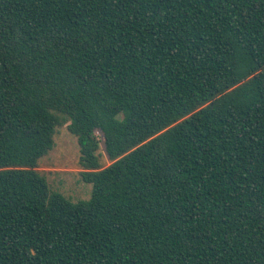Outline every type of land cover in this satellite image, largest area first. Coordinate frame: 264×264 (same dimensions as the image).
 <instances>
[{"label":"trees","instance_id":"1","mask_svg":"<svg viewBox=\"0 0 264 264\" xmlns=\"http://www.w3.org/2000/svg\"><path fill=\"white\" fill-rule=\"evenodd\" d=\"M0 264H264V0H0Z\"/></svg>","mask_w":264,"mask_h":264},{"label":"rangeland","instance_id":"2","mask_svg":"<svg viewBox=\"0 0 264 264\" xmlns=\"http://www.w3.org/2000/svg\"><path fill=\"white\" fill-rule=\"evenodd\" d=\"M97 135L99 136L98 133ZM98 155L103 168L111 164L104 151L102 141L99 145ZM79 158L77 140L64 125L56 129L54 146L46 156L40 159L36 169L45 176L52 191L61 194L73 203L88 200L92 191V186L81 178V172L84 170L79 164Z\"/></svg>","mask_w":264,"mask_h":264}]
</instances>
